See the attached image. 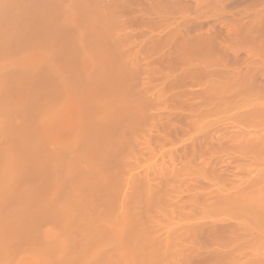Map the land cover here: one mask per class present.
Listing matches in <instances>:
<instances>
[{"label": "rangeland", "instance_id": "1", "mask_svg": "<svg viewBox=\"0 0 264 264\" xmlns=\"http://www.w3.org/2000/svg\"><path fill=\"white\" fill-rule=\"evenodd\" d=\"M13 1L0 264H255L264 0Z\"/></svg>", "mask_w": 264, "mask_h": 264}, {"label": "bare ground", "instance_id": "2", "mask_svg": "<svg viewBox=\"0 0 264 264\" xmlns=\"http://www.w3.org/2000/svg\"><path fill=\"white\" fill-rule=\"evenodd\" d=\"M15 1H17V0H15ZM22 1V0H21ZM19 2V1H18ZM14 4V1L13 0H0V9H1V11H4V10H6V9H4V8H11L12 7V5ZM16 4V3H15ZM14 4V6H16V8H17V5L18 4H21V2L20 3H18L17 5H15ZM20 5H18V7H19ZM21 7V6H20ZM14 9H16L15 7H13ZM10 10H12V9H10ZM10 10H6L7 12L8 11H10ZM17 10H18V12H20L21 11V8H20V10L17 8L16 10H15V12H17ZM5 11V12H6ZM7 12H6V15H7ZM13 12H14V10L12 11V12H8L9 14H12V15H14L13 14ZM17 12V13H18ZM17 13H15V14H17ZM5 14H3V13H1L0 12V21H1V16H2V18H3V16H4ZM16 18H17V16H16ZM3 22H1L0 24H2ZM1 26V25H0ZM16 29V28H15ZM2 31V30H1ZM10 31V30H9ZM3 32V31H2ZM2 34V33H1ZM0 34V35H1ZM4 34V33H3ZM4 39V38H3ZM12 59V58H11ZM9 61H11L10 59H9ZM258 99H261V98H258ZM263 100H261V102L262 103H264V98H262ZM246 101V100H245ZM245 101H243V102H245ZM247 101H249V100H247ZM258 101V100H257ZM257 101H252V106H253V102H256L257 103ZM260 101V100H259ZM261 102H259V104H262ZM249 104V103H248ZM258 103H257V105L256 106H258L259 105ZM247 105V104H246ZM246 105H242V108H246L247 106ZM250 105V106H251ZM243 106H245V107H243ZM255 106V105H254ZM262 106V105H261ZM249 108V107H248ZM250 108H253V107H250ZM262 171V170H261ZM260 171V172H261ZM264 171V170H263ZM8 173V172H7ZM263 173V172H262ZM261 173V176H262V180L261 181H263L264 179H263V175H264V173L262 174ZM9 174V173H8ZM249 191V192H248ZM247 191V194H246V192H244V193H241V194H239V195H236V196H234L233 197V199H232V202L233 203H235V204H240V203H242V204H246V203H249V204H252V206H253V208H254V210H256L257 208H258V210H262V209H264V181L262 182V183H259V184H257L253 189H251V190H248ZM253 210V211H254ZM259 212V211H258ZM258 212L256 211V214H258ZM263 212V215H262V217L264 216V210L262 211ZM249 213V212H248ZM247 214V213H246ZM254 214V213H253ZM252 214V215H253ZM260 214V213H259ZM259 214H258V218H261L262 219V217L260 216L259 217ZM255 215V214H254ZM250 216V215H246V216H243V218L244 217H247V216H250L251 217V219H249V217H248V219L247 220H243L242 219V217H241V221H243V222H241V224L243 225V226H245V229H246V227H247V229L249 228L250 230H251V226L250 225H255V230L256 231H258V235L256 234V237H255V239H259L260 237V240H263L262 241V243L261 242H256V241H253L252 240V242H251V244H250V246H249V244H247V245H245V248L247 247L248 248V251H252V252H249L250 254H254V256H252V257H254L253 259H255V264L256 263H258L259 264V262L261 263V261H260V259H259V262H257L256 260H258V258H264V224L263 225H260V223L259 222H257V216L255 217V216ZM253 217H255V218H253ZM262 220H264V219H262ZM254 224H253V223ZM258 224V225H257ZM257 225V226H256ZM242 226V227H243ZM63 229V228H62ZM242 229H244V228H242ZM249 230V231H250ZM60 231V230H59ZM59 231L58 230H56V229H47L46 231H44V234H43V236L45 235V237L47 238H50L51 240L53 239L54 240V242H55V244L58 246V247H60L61 249H63V248H65V241L61 238V236H60V233H59ZM62 231V230H61ZM248 231V230H247ZM253 232H254V230H252ZM255 233H257V232H255ZM254 233V234H255ZM259 236V237H258ZM254 239V240H255ZM53 242V241H52ZM254 243H257L256 244V246L254 245ZM253 246V249L255 248V250H251V249H249L250 247H252ZM48 247H50V246H48ZM246 248V249H247ZM256 248H258V249H256ZM254 251V252H253ZM250 258V257H249ZM248 260H249V262H251L252 261V259H248L247 258V261H245V262H247L246 264H249L248 263ZM264 260V259H263ZM244 262V263H245ZM253 262V261H252ZM250 264H253V263H250Z\"/></svg>", "mask_w": 264, "mask_h": 264}]
</instances>
